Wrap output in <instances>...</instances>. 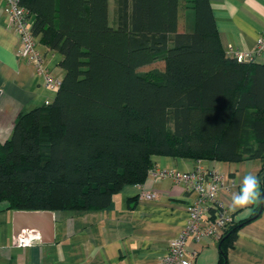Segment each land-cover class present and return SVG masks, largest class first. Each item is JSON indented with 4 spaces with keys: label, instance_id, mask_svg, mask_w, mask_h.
I'll return each instance as SVG.
<instances>
[{
    "label": "trees",
    "instance_id": "obj_1",
    "mask_svg": "<svg viewBox=\"0 0 264 264\" xmlns=\"http://www.w3.org/2000/svg\"><path fill=\"white\" fill-rule=\"evenodd\" d=\"M19 1L65 73L0 143L8 210L106 209L146 181L156 155L264 163V64L226 54L209 0H114L113 17L110 0ZM186 3L192 26L181 29ZM261 206L231 213L220 264Z\"/></svg>",
    "mask_w": 264,
    "mask_h": 264
},
{
    "label": "crops",
    "instance_id": "obj_2",
    "mask_svg": "<svg viewBox=\"0 0 264 264\" xmlns=\"http://www.w3.org/2000/svg\"><path fill=\"white\" fill-rule=\"evenodd\" d=\"M221 44L226 54L231 49L254 51L264 30V0H209ZM114 7V6H113ZM182 9L180 28L192 26V5ZM20 43L0 0V143L8 140L20 114L52 101L57 90L49 88L34 64L18 54ZM45 66L62 79V56L40 44ZM254 61L264 64V54ZM154 168L192 170L198 165L218 169L225 178L217 200L229 212L232 195L239 191L244 175L255 174L261 182L264 163L260 159L231 162L217 159L193 160L156 155ZM236 185L229 186V180ZM262 188V187H261ZM153 192L152 200L144 198ZM136 197V198H134ZM195 192L184 183L157 178L151 173L142 185H127L116 194L113 203L103 210L53 211L55 241L35 242L20 247L13 236V210L0 204V264H157L167 252L170 240L176 238L189 219L187 207ZM249 206L238 209L237 217H248ZM236 211V212H237ZM235 213V212H231ZM189 251H197L194 264H220L221 247L215 238L199 242L189 239ZM227 264H264V208L251 222L237 232L233 246L227 249Z\"/></svg>",
    "mask_w": 264,
    "mask_h": 264
},
{
    "label": "built area",
    "instance_id": "obj_3",
    "mask_svg": "<svg viewBox=\"0 0 264 264\" xmlns=\"http://www.w3.org/2000/svg\"><path fill=\"white\" fill-rule=\"evenodd\" d=\"M4 1V12L9 17L13 31L18 37L20 57L31 61L37 72L44 77L45 84L58 90L62 79L52 75L49 68L45 66V57L39 49L38 39L31 31V23L27 18V10L20 4L19 0ZM264 54V30L259 35L254 51L231 49L227 55L240 61L254 60L256 55ZM46 101L45 104H49ZM157 178H170L176 183H184L188 190L195 192L192 203L187 207L189 219L180 234L170 240L167 252L158 260L157 264H194L197 251H189L187 242L191 238L197 242L205 238H222L227 223L232 220L231 212L220 204L217 195L225 184L224 175L215 168H205L198 165L192 170H176L174 168H153L150 172ZM229 186L236 185V180H229ZM144 198L152 200L155 198L153 192H145ZM216 207L215 216H211L209 210ZM40 241V236L34 231H23L18 236L17 245L20 247L32 246Z\"/></svg>",
    "mask_w": 264,
    "mask_h": 264
},
{
    "label": "water",
    "instance_id": "obj_4",
    "mask_svg": "<svg viewBox=\"0 0 264 264\" xmlns=\"http://www.w3.org/2000/svg\"><path fill=\"white\" fill-rule=\"evenodd\" d=\"M262 209L261 206L260 211ZM13 228L15 243H17L19 234L24 230L39 234L42 243H53L55 241L54 212L51 210H14Z\"/></svg>",
    "mask_w": 264,
    "mask_h": 264
},
{
    "label": "clouds",
    "instance_id": "obj_5",
    "mask_svg": "<svg viewBox=\"0 0 264 264\" xmlns=\"http://www.w3.org/2000/svg\"><path fill=\"white\" fill-rule=\"evenodd\" d=\"M251 205H264V191L261 190L260 179L249 173L243 176L239 191L232 195L230 211L236 212Z\"/></svg>",
    "mask_w": 264,
    "mask_h": 264
},
{
    "label": "rangeland",
    "instance_id": "obj_6",
    "mask_svg": "<svg viewBox=\"0 0 264 264\" xmlns=\"http://www.w3.org/2000/svg\"><path fill=\"white\" fill-rule=\"evenodd\" d=\"M181 3H183V2H181ZM113 6H114V0H110V15L113 17ZM180 9H182V5H181V7H180ZM186 11H185V9H183V10H181V14H180V19L182 18L183 19V21H184V13H185ZM181 28H183V24H182V27ZM154 66H157V67H159V68H163V63L162 62H157V64H154ZM152 66H150V67H145V68H141V70L142 71H146L148 68H151Z\"/></svg>",
    "mask_w": 264,
    "mask_h": 264
}]
</instances>
